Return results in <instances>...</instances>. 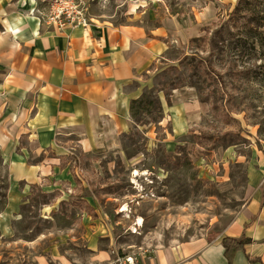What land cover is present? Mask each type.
<instances>
[{
    "label": "rangeland",
    "instance_id": "rangeland-1",
    "mask_svg": "<svg viewBox=\"0 0 264 264\" xmlns=\"http://www.w3.org/2000/svg\"><path fill=\"white\" fill-rule=\"evenodd\" d=\"M82 1L89 18L113 25L148 31L173 18V34L163 36L158 71L127 87L138 92L139 108L133 129L120 136L124 158L76 151L61 161L71 185L54 179L50 192L30 186L11 234L0 233V264L138 257L207 235L264 196V21L253 24L264 12L235 13L238 0H204L208 13L187 0ZM134 170L145 175L133 179ZM5 186L0 176V209Z\"/></svg>",
    "mask_w": 264,
    "mask_h": 264
},
{
    "label": "crops",
    "instance_id": "crops-1",
    "mask_svg": "<svg viewBox=\"0 0 264 264\" xmlns=\"http://www.w3.org/2000/svg\"><path fill=\"white\" fill-rule=\"evenodd\" d=\"M47 10L44 0H0L3 236L11 234L30 186L50 192L54 179L71 185L61 161L73 152L104 149L121 158L120 136L133 129L130 103L138 98L127 87L142 73L158 71L167 49L163 36L175 25L171 18L147 31L139 23L92 19L87 28L60 31L40 16ZM214 225L207 235L141 254L139 264H228L223 239L249 240L232 264H264V196Z\"/></svg>",
    "mask_w": 264,
    "mask_h": 264
},
{
    "label": "built area",
    "instance_id": "built-area-1",
    "mask_svg": "<svg viewBox=\"0 0 264 264\" xmlns=\"http://www.w3.org/2000/svg\"><path fill=\"white\" fill-rule=\"evenodd\" d=\"M48 4L45 15L40 16L54 29L87 28L92 19L87 16L82 0H44ZM139 228V227H138ZM110 264H139V258L134 254L117 255Z\"/></svg>",
    "mask_w": 264,
    "mask_h": 264
},
{
    "label": "trees",
    "instance_id": "trees-1",
    "mask_svg": "<svg viewBox=\"0 0 264 264\" xmlns=\"http://www.w3.org/2000/svg\"><path fill=\"white\" fill-rule=\"evenodd\" d=\"M254 2H258V0H238L237 4L235 6L234 12L236 13V12L240 11V8L245 7V8H247V12H249V14L251 16L258 17L260 13L264 12V4L262 5V7H260ZM262 21H264V18L262 20H256V22L253 24L255 27L260 28L262 26L260 22H262ZM221 33H222V29L220 31H217L216 33H214L213 38H216L218 36V34H221ZM210 66H211L210 64L207 65V67L205 66V69L206 68L209 69ZM138 108H139V100H132L130 103L131 119L135 117V113H136ZM248 242H249V240H246V239H241V240L223 239L222 240L221 244L224 248V256H225L228 264H232L234 256L237 252H244V245L247 244ZM246 258L249 262H259L258 258L250 259L248 256H246Z\"/></svg>",
    "mask_w": 264,
    "mask_h": 264
},
{
    "label": "bare ground",
    "instance_id": "bare-ground-1",
    "mask_svg": "<svg viewBox=\"0 0 264 264\" xmlns=\"http://www.w3.org/2000/svg\"><path fill=\"white\" fill-rule=\"evenodd\" d=\"M187 1L189 2V4H190L191 6H194V7H201L202 10H203L204 12H206V13H208L209 10H210L209 5H207V4H203V1H204V0H187ZM133 13H134V7H131V8H130V12H129V14H133ZM120 157H121V158H124L123 155H122L121 153H120ZM141 175H145V174H141V173H139L138 171L134 170L133 173H132V178L134 179V178H137V177H139V176H141ZM120 212H121V213H123V212H126V213H127V208H126V206H123V208L121 209ZM136 227H139V228L142 227V219H141V218H138L137 221H136V223L133 224L132 227H131V229L133 230L134 233H136V231H137V228H136Z\"/></svg>",
    "mask_w": 264,
    "mask_h": 264
}]
</instances>
